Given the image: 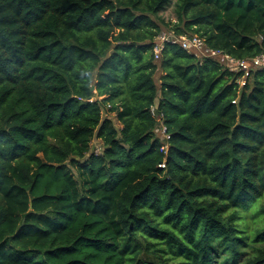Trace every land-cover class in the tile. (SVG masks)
<instances>
[{
	"label": "trees",
	"instance_id": "16d2710c",
	"mask_svg": "<svg viewBox=\"0 0 264 264\" xmlns=\"http://www.w3.org/2000/svg\"><path fill=\"white\" fill-rule=\"evenodd\" d=\"M162 28L252 58L264 0H0V264H264V64Z\"/></svg>",
	"mask_w": 264,
	"mask_h": 264
},
{
	"label": "built area",
	"instance_id": "2783aa9c",
	"mask_svg": "<svg viewBox=\"0 0 264 264\" xmlns=\"http://www.w3.org/2000/svg\"><path fill=\"white\" fill-rule=\"evenodd\" d=\"M164 42L178 44L182 49L186 50L189 53H192L195 56L210 57L215 59L225 69L240 74V77L237 79L240 85L244 84L245 77L249 75L252 69L262 65L261 63H259V61L261 60V54L252 58L238 59L221 50H216L208 47L204 39L196 34L178 35L175 34L173 31L167 32L166 34L161 33L154 40L153 53L156 59L159 58L160 51L161 48L163 47ZM156 107H157L156 104L151 106L150 109L152 114H154ZM165 130H166L165 126L163 125V123L160 122L159 131L161 132L162 135H164ZM159 166L164 167V163H160Z\"/></svg>",
	"mask_w": 264,
	"mask_h": 264
},
{
	"label": "clouds",
	"instance_id": "9594fccd",
	"mask_svg": "<svg viewBox=\"0 0 264 264\" xmlns=\"http://www.w3.org/2000/svg\"><path fill=\"white\" fill-rule=\"evenodd\" d=\"M158 52V50H157ZM127 55V54H125ZM148 59V56L145 55L144 60L140 61V63H143L145 60ZM135 63V61H133ZM259 63L264 64V53L261 54V60L259 61ZM98 71V65L97 66H92L90 63H84V62H80L78 64H76L70 71H67L65 73V75L69 78L72 79L73 78V74L74 73H81V74H86L87 75V86L91 87V85L93 84V82L95 81L96 77V72ZM164 71H168V72H174L173 68L169 67L167 69H164ZM80 83H84V81H80L77 84V89L79 88V84ZM71 95H77V90L74 89L70 92ZM106 94V93H105ZM166 214V213H165ZM163 217H157L155 218L157 223H160L162 221ZM161 227H170L169 225H164V224H160Z\"/></svg>",
	"mask_w": 264,
	"mask_h": 264
},
{
	"label": "rangeland",
	"instance_id": "374dc122",
	"mask_svg": "<svg viewBox=\"0 0 264 264\" xmlns=\"http://www.w3.org/2000/svg\"><path fill=\"white\" fill-rule=\"evenodd\" d=\"M159 16L165 22H170V21L174 22L176 20V17H175L174 11H173V4L172 3L169 4L164 10H162L159 13ZM167 32H171V30L169 28H162L161 33L166 34ZM103 116H106V117L110 118L117 127L120 126V124L116 120L115 114L107 111L106 108L103 109ZM99 147H100V140L93 139V141H92V149L97 151L99 149ZM73 172L76 175V170L74 168H73Z\"/></svg>",
	"mask_w": 264,
	"mask_h": 264
}]
</instances>
